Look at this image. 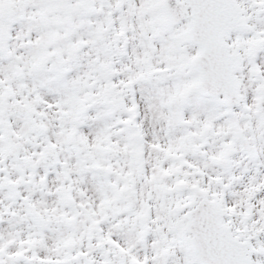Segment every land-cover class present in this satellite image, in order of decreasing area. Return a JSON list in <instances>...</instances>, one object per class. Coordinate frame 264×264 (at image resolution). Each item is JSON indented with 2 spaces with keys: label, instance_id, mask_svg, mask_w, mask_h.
I'll list each match as a JSON object with an SVG mask.
<instances>
[{
  "label": "snow or ice",
  "instance_id": "snow-or-ice-1",
  "mask_svg": "<svg viewBox=\"0 0 264 264\" xmlns=\"http://www.w3.org/2000/svg\"><path fill=\"white\" fill-rule=\"evenodd\" d=\"M0 264H264V0H0Z\"/></svg>",
  "mask_w": 264,
  "mask_h": 264
}]
</instances>
